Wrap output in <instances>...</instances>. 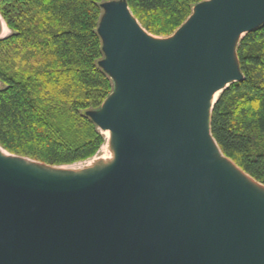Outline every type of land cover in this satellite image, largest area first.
Masks as SVG:
<instances>
[{
    "label": "water",
    "instance_id": "water-1",
    "mask_svg": "<svg viewBox=\"0 0 264 264\" xmlns=\"http://www.w3.org/2000/svg\"><path fill=\"white\" fill-rule=\"evenodd\" d=\"M101 8L114 89L88 115L111 132L113 160L56 173L0 154V264H264V192L210 132L212 96L243 78L236 46L264 23V0L199 2L167 37L125 0Z\"/></svg>",
    "mask_w": 264,
    "mask_h": 264
},
{
    "label": "trees",
    "instance_id": "trees-1",
    "mask_svg": "<svg viewBox=\"0 0 264 264\" xmlns=\"http://www.w3.org/2000/svg\"><path fill=\"white\" fill-rule=\"evenodd\" d=\"M110 0H0V147L57 166L94 156L105 142L88 112L114 82L98 24ZM142 27L167 37L205 0H125ZM243 78L213 103L210 132L222 154L264 185V23L236 46Z\"/></svg>",
    "mask_w": 264,
    "mask_h": 264
},
{
    "label": "rangeland",
    "instance_id": "rangeland-1",
    "mask_svg": "<svg viewBox=\"0 0 264 264\" xmlns=\"http://www.w3.org/2000/svg\"><path fill=\"white\" fill-rule=\"evenodd\" d=\"M1 17V16H0ZM3 20V19H2ZM10 33L9 29H8V32H7V35ZM5 37V36H4ZM222 90H220L221 92ZM219 92V94H220ZM218 94V95H219ZM218 97V96H217ZM102 134L104 135V138H105V142L104 144L101 145V147L99 148V150L97 151V153L90 157V158H87L85 160H82V161H78V162H74V163H70V164H62V165H57V166H50V165H46V164H41L35 160H31L33 162H36L38 163L39 167H42V168H45V169H50V170H53L54 172L56 173H66L68 170V172H74L75 174H78V173H83V172H86V171H89V170H92V169H97V168H100V167H103L105 165H108L110 164L109 161L110 158L108 157L110 151L112 149L111 147V135H107L105 133V130L104 131H101ZM107 138V139H106ZM110 139V140H109ZM110 141V142H109ZM2 148V147H0ZM3 149V148H2ZM4 150V149H3ZM6 151V150H5ZM104 151V152H103ZM7 152V151H6ZM103 152V153H102ZM9 153V152H7ZM10 154V153H9ZM13 155V154H11ZM14 156H17V155H14ZM19 157V156H18ZM24 158V157H23ZM27 159V158H26ZM231 162V161H230ZM238 168V167H237ZM239 169V168H238ZM56 170V171H55ZM58 170V171H57ZM240 170V169H239ZM65 171V172H64ZM241 171V170H240ZM242 172V171H241ZM245 176H247L244 172H242ZM248 178H250L249 176H247ZM252 181H254V183H256V185L253 183V186L257 187L258 189H260L261 191L264 192V185L255 181L254 179L251 178Z\"/></svg>",
    "mask_w": 264,
    "mask_h": 264
},
{
    "label": "bare ground",
    "instance_id": "bare-ground-1",
    "mask_svg": "<svg viewBox=\"0 0 264 264\" xmlns=\"http://www.w3.org/2000/svg\"><path fill=\"white\" fill-rule=\"evenodd\" d=\"M7 32H8V28L7 26L5 25L4 21L2 20V18L0 17V38L1 37H4L7 35ZM220 90L216 91L213 96H212V100H211V103H214L218 94H219ZM105 133L108 135H111V132L109 130H105ZM107 139V138H106ZM110 140V139H109ZM110 142V141H109ZM213 144H214V148H215V154L217 155V157L223 159L225 162H227L243 179H245L248 183H250L251 185H253L254 181L251 180V177L248 178L247 176H245L237 167L236 165L233 163V162H230L229 159L225 158L223 156V154L221 153V151L219 150L218 146L216 145V143L213 141ZM104 152V151H103ZM102 152V153H103ZM0 154L1 155H4V156H8V157H15L17 158L18 160L24 162V163H27V164H31V165H34V166H37L39 167L38 163L36 162H33L31 160H29L28 158L26 159V157H21V156H14V155H11L9 153H7L5 150H3L2 148H0ZM108 157L110 158L111 161H109L110 163L112 162L113 160V157H114V153L113 151L111 150ZM41 169H45V168H42V167H39ZM45 170H48V171H51V172H54L53 170H50V169H45ZM56 171V170H55ZM58 171V170H57ZM68 172V170H66ZM65 172V171H64ZM74 173V172H72ZM256 185V183H254ZM257 186V185H256ZM255 187V186H254ZM257 188V187H256ZM258 189V188H257Z\"/></svg>",
    "mask_w": 264,
    "mask_h": 264
}]
</instances>
